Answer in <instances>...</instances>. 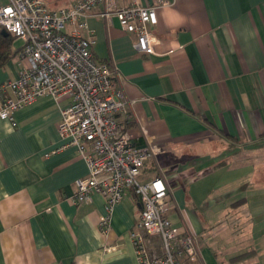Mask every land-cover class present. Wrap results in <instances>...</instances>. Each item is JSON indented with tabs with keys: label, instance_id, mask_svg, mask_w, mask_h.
<instances>
[{
	"label": "crops",
	"instance_id": "0c3cea01",
	"mask_svg": "<svg viewBox=\"0 0 264 264\" xmlns=\"http://www.w3.org/2000/svg\"><path fill=\"white\" fill-rule=\"evenodd\" d=\"M74 1L44 0L54 10ZM157 16L152 32L163 44L150 56L116 18L87 20L93 57L109 65L127 102L120 121L136 146L164 149L142 179L165 174L167 215L196 235L195 264H264V206L256 217L248 208L251 186L264 190V0H177ZM14 43L0 83L19 76L23 43ZM68 103L43 96L15 112L17 126L0 118V264H138L130 232L142 204L134 191L116 205L107 233L103 196L68 201L89 176L59 135Z\"/></svg>",
	"mask_w": 264,
	"mask_h": 264
},
{
	"label": "built area",
	"instance_id": "2783aa9c",
	"mask_svg": "<svg viewBox=\"0 0 264 264\" xmlns=\"http://www.w3.org/2000/svg\"><path fill=\"white\" fill-rule=\"evenodd\" d=\"M176 1L75 0L69 8L54 10L44 0H0V28L23 43L18 78L0 83V118L17 126L15 112L39 98L51 96L57 104L69 100L60 106L59 135L67 147L77 148L89 176L75 182L68 201L78 205L95 194L103 196L105 215L99 226L107 233L116 205L134 191L142 204L130 232L138 264L197 263V237L168 217L171 188L163 171L148 181L142 179L146 166L156 164L164 149L155 143L136 146L120 121L119 116L128 112L127 102L123 91L115 88L109 65L93 57L96 40L87 20L116 18L120 28L135 37L137 52L156 55L163 44L152 32L157 12ZM115 248L110 245L105 251Z\"/></svg>",
	"mask_w": 264,
	"mask_h": 264
},
{
	"label": "trees",
	"instance_id": "16d2710c",
	"mask_svg": "<svg viewBox=\"0 0 264 264\" xmlns=\"http://www.w3.org/2000/svg\"><path fill=\"white\" fill-rule=\"evenodd\" d=\"M15 38L9 35L6 31L0 28V67L4 66L7 61L15 57L12 45ZM195 264V263H186Z\"/></svg>",
	"mask_w": 264,
	"mask_h": 264
},
{
	"label": "rangeland",
	"instance_id": "374dc122",
	"mask_svg": "<svg viewBox=\"0 0 264 264\" xmlns=\"http://www.w3.org/2000/svg\"><path fill=\"white\" fill-rule=\"evenodd\" d=\"M22 41H18L16 40V42L14 43L15 48H17L19 45H21ZM249 191V195L252 197L253 195H255L253 197V199L250 201V203L248 204V208H250V212H252L253 214L256 215L258 214V210L261 206H264V190H256V185H252ZM257 233V231H256ZM198 246V244H197Z\"/></svg>",
	"mask_w": 264,
	"mask_h": 264
}]
</instances>
